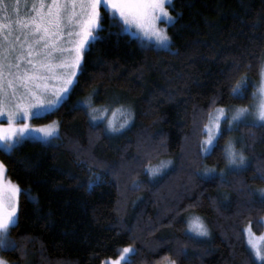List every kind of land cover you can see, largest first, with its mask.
Segmentation results:
<instances>
[{"label": "trees", "instance_id": "obj_1", "mask_svg": "<svg viewBox=\"0 0 264 264\" xmlns=\"http://www.w3.org/2000/svg\"><path fill=\"white\" fill-rule=\"evenodd\" d=\"M169 10L171 50L141 44L105 15L67 97L31 118L57 120V140L25 139L10 153L0 148L5 176L22 189L9 233L17 248L3 251L11 264H102L125 245L136 248L131 264H258L244 228L264 231V202L255 191L264 188V128H235L248 162L223 177L202 170L225 163L224 132L203 155L199 128L208 112L252 100L264 60V0H172ZM245 73L244 98L230 96ZM87 96L128 101L130 127L118 134L93 127L77 107ZM167 156L172 166L149 180L144 166ZM188 212L203 217L208 238H189Z\"/></svg>", "mask_w": 264, "mask_h": 264}, {"label": "snow or ice", "instance_id": "obj_2", "mask_svg": "<svg viewBox=\"0 0 264 264\" xmlns=\"http://www.w3.org/2000/svg\"><path fill=\"white\" fill-rule=\"evenodd\" d=\"M169 4L170 0H32L28 14L21 17L20 0H13L12 4L0 0V116L7 118L6 124L0 123V143L5 151L10 153L32 132L40 133L45 140L58 136V121L36 128L27 121L58 106L78 81L86 50H89L90 42L99 38L101 6L111 11L113 19L119 18L124 32L135 27L142 36L154 39L158 46L171 50L167 26L175 21V16L166 6ZM13 13L15 19H12ZM160 21L166 26L161 27ZM14 32L20 35L13 39ZM239 67L237 63L236 68ZM258 75L260 79L250 94L252 101L249 104L235 107L231 115L227 106L216 108L215 115L208 112V122L199 128L203 134L199 141L200 154L211 155L225 130L232 131L240 124L264 128V60L259 64ZM248 83L245 73L232 85L229 95L243 99ZM95 91L93 89V93ZM77 107L87 109L86 114L93 127L106 120L102 131L107 134L122 133L134 119L131 110L124 106L112 109L110 116L107 115V107H92L90 99ZM18 120L25 122L17 123ZM235 143V138L230 139L222 149L226 168L219 171L221 177L226 171L238 173L247 166L248 158L243 150H237ZM171 163V160H165L157 166L145 165L146 174L153 178ZM6 171V165L0 161V250L17 248L9 233L18 223L19 194L22 191L17 183L10 179L5 181ZM202 174L212 177L217 175V170L214 166L205 167ZM260 178L264 179V173ZM98 181V174L95 178L89 177V187ZM136 183L133 180V186ZM255 191L264 202V188ZM185 231L193 240L209 235V228L199 215L188 218ZM249 246L255 260L264 264V247L251 240ZM184 251L183 247L177 249V253ZM135 252L136 248L128 245L120 251L117 259L111 260V264H121L122 261L123 264H131L128 254ZM0 264L10 262L0 256ZM167 264H177V261L168 258Z\"/></svg>", "mask_w": 264, "mask_h": 264}, {"label": "rangeland", "instance_id": "obj_3", "mask_svg": "<svg viewBox=\"0 0 264 264\" xmlns=\"http://www.w3.org/2000/svg\"><path fill=\"white\" fill-rule=\"evenodd\" d=\"M171 1L172 0H170V4H171ZM7 2L9 3V4H12V2H13V0H7ZM31 3H32V0H20V5H19V15L21 16V17H23V16H25L26 14H28V12H29V10H30V6H31ZM26 4H27V7H26ZM170 4L169 5H166V6H170ZM101 14H102V18L105 16V15H107L108 17H111L112 18V13H111V11L110 10H106L103 6H101ZM10 11H11V9H10ZM170 11V10H169ZM16 18V15L13 13V15H12V19H15ZM118 21H119V18L117 17L116 18ZM102 20V19H101ZM100 23H101V21H100ZM120 25H121V23H120ZM160 26L161 27H165L166 25H165V23L163 22V21H160ZM121 29H122V27H121ZM70 30V29H69ZM126 33H128L130 36H132V37H135L141 44H143V45H146V46H152V47H154V48H156V49H165V48H163V47H160V46H158L157 44H156V41L154 40V39H151V38H148V37H144V36H142L141 34H139L138 32H137V30L135 29V27H132L131 29H130V31L129 32H126ZM16 35H20V33L19 32H14V35H13V39H14V37L16 36ZM21 39H23V36L21 35ZM66 39V38H65ZM259 79H260V77H259ZM258 82H259V80H258ZM67 97V96H66ZM65 97V98H66ZM64 98V99H65ZM91 100V103H92V107H95V108H100V109H103V108H105V107H107L108 108V113H107V115L108 116H110L111 115V110L112 109H117V108H120L121 106H124L125 108H129L130 110H131V106H130V104H129V102L128 101H125L123 98H117V97H114V96H110V97H108L105 101H103V102H101V103H96V102H94V100H93V97L92 96H87L86 98H84V99H82L81 100V102L82 101H85V100ZM252 101V100H251ZM250 101V102H251ZM249 102V103H250ZM248 103V104H249ZM241 106H243V105H241ZM57 107V106H56ZM220 107H222V106H220ZM235 107H239V106H228V108H229V115H231V111L235 108ZM54 109V108H53ZM86 109V108H85ZM52 110V109H51ZM51 110H49V111H51ZM49 111H44V112H42L40 115H43V114H45L46 112H49ZM86 112H87V109H86ZM132 112V111H131ZM213 115H215V110L213 111V113H212ZM31 118L32 117H30L29 118V120L27 121L29 124H31L34 128H36V127H39V126H42V125H49V124H51V122L52 121H57V120H51V121H49V122H46V123H39V124H37V123H33L32 121H31ZM25 121H23V120H18L17 121V123H24ZM0 123H3V124H6L7 123V118H6V116H0ZM103 124V126L105 127V124H106V120L104 121V123H102ZM226 125H227V122L225 121L224 122V127H225V129H226ZM236 134V132H235V128L232 130V131H227V130H225L224 131V135H225V138H226V143L230 140V139H233V138H235V141H236V143H235V147L237 148V150H243L242 149V147L240 146V145H238L237 144V141H238V137L235 135ZM59 135V134H58ZM57 137L58 136H56V137H54V138H51V139H48V140H45L43 137H42V135L40 134V133H36V132H32V133H30L29 134V136L27 137V138H25V139H34V140H39V141H42V142H44V143H53V142H55L56 140H57ZM24 139V140H25ZM0 148H2V149H4V147H3V144L2 143H0ZM5 150V149H4ZM244 152V151H243ZM245 154V153H244ZM246 156V155H245ZM247 157V156H246ZM248 158V157H247ZM165 160H171L172 161V163L166 168V169H164L163 170V172L162 173H164L167 169H169L171 166H172V164H173V159L170 157V156H167V157H162V158H160L159 160H157L156 162H154V163H152V164H150L151 166H157V165H159L162 161H165ZM247 162H248V159H247ZM216 168V167H215ZM226 168V160H225V163L221 166V167H217L216 168V170H217V175H219V171L221 170V169H225ZM228 171H226V173H227ZM161 173V174H162ZM225 173V174H226ZM161 174H158L157 176H155V177H153V178H150L148 175H147V177H148V179L149 180H155L159 175H161ZM220 176V175H219ZM4 179H5V181H7V180H9L6 176L4 177ZM258 195H259V193H258ZM192 215H199V214H197V213H195V212H188L187 214H186V217H185V221H186V228H187V220H188V218L190 217V216H192ZM200 216V215H199ZM202 217V216H201ZM203 218V217H202ZM204 220V219H203ZM204 222H205V220H204ZM244 233H245V240H246V244H247V246H248V248L251 250V252H252V249L250 248V246H249V240H251L253 243H255V244H257V245H259V246H261V247H264V231L262 232V233H260V234H256V233H254L252 230H251V228L249 227V226H246L245 228H244ZM209 235H210V231H209ZM209 235L207 236V237H203V238H200V239H206V238H208L209 237ZM128 245H125V246H122L121 248H120V250H119V253L115 256V257H109V258H106V259H104L103 260V262H105V261H107L108 262V264H111V260H115V259H117V257H119V254H120V251H122V249L124 248V247H127ZM3 251L4 250H0V256H2L3 257ZM129 255L130 254H128V259H129ZM253 258L255 259V257L253 256ZM256 261V260H255ZM103 262H102V264H103ZM258 264H259V262L258 261H256ZM10 264H11V262H10ZM121 264H123V261L121 262ZM162 264H167V260L166 261H164Z\"/></svg>", "mask_w": 264, "mask_h": 264}]
</instances>
